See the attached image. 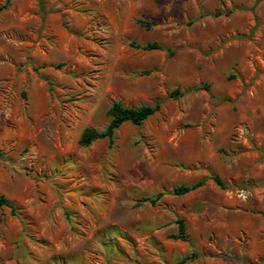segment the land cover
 <instances>
[{
    "label": "rangeland",
    "instance_id": "1",
    "mask_svg": "<svg viewBox=\"0 0 264 264\" xmlns=\"http://www.w3.org/2000/svg\"><path fill=\"white\" fill-rule=\"evenodd\" d=\"M0 151V264H264V0H0Z\"/></svg>",
    "mask_w": 264,
    "mask_h": 264
},
{
    "label": "trees",
    "instance_id": "2",
    "mask_svg": "<svg viewBox=\"0 0 264 264\" xmlns=\"http://www.w3.org/2000/svg\"><path fill=\"white\" fill-rule=\"evenodd\" d=\"M7 2V1H6ZM138 23L148 28L150 25L149 23L138 20ZM145 50H152V49H160L159 46L153 43L146 44L142 47ZM159 108V105L156 103L153 106H140L138 108H132L127 106H122L119 102H113L111 106L107 110V115L109 117V121L104 128L103 131L96 132L92 129L86 128L79 139V144L81 145H89L91 142L98 140V139H107L110 143L113 139V135L115 130L123 123L128 122L133 125H139L152 114H154ZM3 157L2 151H0V159ZM214 182L217 185H220V180L217 177H212ZM203 181H196L189 186H180L173 189L172 193L174 195H181L190 192L191 190L201 186ZM159 198V195L156 198L150 200L151 204H155L156 200ZM0 206L8 207L11 211L13 210V205L6 200L3 196L0 195ZM177 224V233L171 235V238L175 240H186L185 235V227L182 219L176 220ZM184 259H182L177 264H182Z\"/></svg>",
    "mask_w": 264,
    "mask_h": 264
}]
</instances>
